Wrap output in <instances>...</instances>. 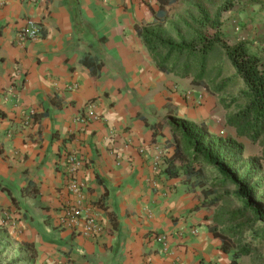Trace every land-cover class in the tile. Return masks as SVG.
<instances>
[{"label":"crops","instance_id":"crops-1","mask_svg":"<svg viewBox=\"0 0 264 264\" xmlns=\"http://www.w3.org/2000/svg\"><path fill=\"white\" fill-rule=\"evenodd\" d=\"M157 2L0 0V225L33 244L37 264L230 262L203 187L165 172L171 127L154 133L167 114L200 121L209 108L197 119L192 93L178 92L188 84L158 68L139 33L156 25ZM28 18L41 36L22 41ZM90 108L98 117L82 121ZM69 152L82 161L84 203L105 225L93 238L60 224L76 199ZM32 207L58 233L42 237L31 215L25 223Z\"/></svg>","mask_w":264,"mask_h":264},{"label":"trees","instance_id":"trees-1","mask_svg":"<svg viewBox=\"0 0 264 264\" xmlns=\"http://www.w3.org/2000/svg\"><path fill=\"white\" fill-rule=\"evenodd\" d=\"M170 1L172 0H160V16L164 13L166 3ZM221 11L222 9L217 12L212 22L213 33L199 32L195 40L182 39L174 42L163 38L153 26L139 28V33L161 71L176 73L184 78L195 72L192 81L195 84L202 83L197 79L202 80L207 74L209 54L218 45L221 46L235 69V76L222 79L215 86L214 93L228 87V83L234 82V78L243 82L244 89L240 96L233 99L243 98L245 105L230 115L227 123L236 129L238 136H248L255 141L264 134V68L259 56L251 53L244 42L229 44L223 39ZM164 124L171 127L174 145V153L165 169L169 177H181L187 184L203 187L202 206H215L226 194L235 196L241 203V208L231 213L225 222L241 219L259 222L264 218V179L260 178L262 170L245 159L246 147L243 141L232 135L216 133L205 120L195 121L170 114L165 116L162 123L153 126L154 133ZM230 187L234 188L232 192L224 190ZM221 189L225 192L220 193ZM245 224L234 226L226 233H232L233 237L253 227V224H249L246 228ZM214 233L222 240L221 249L231 254L225 233L223 235L216 230ZM25 244L36 257L33 244ZM263 249L264 230L262 233L256 232L248 241L241 242L235 256L232 254L230 264H237L238 256L250 255Z\"/></svg>","mask_w":264,"mask_h":264},{"label":"rangeland","instance_id":"rangeland-1","mask_svg":"<svg viewBox=\"0 0 264 264\" xmlns=\"http://www.w3.org/2000/svg\"><path fill=\"white\" fill-rule=\"evenodd\" d=\"M156 7L159 9V2L156 3ZM220 9H222L220 21L223 39L229 44L244 42L251 53L259 56L262 68H264V0H172L166 3L163 8L164 13L157 18L156 25L152 28L157 29L163 38L174 42H179L182 39L195 40L199 32L213 33L211 25ZM171 74L175 75L179 81L188 84L187 88L185 86L178 87V92L186 89L187 92L192 93L191 108L197 113V119L200 106L203 108L209 106L207 113L202 115L203 120L209 124L213 131L232 135L243 141L246 147L245 159L250 164L261 168L260 178L264 179V134L254 141L248 136H238L236 129L227 123L229 116L245 105V99H233L240 96L244 89L243 82L234 78V82L228 83V87L214 93L215 86L222 79L235 76V69L221 46L218 45L209 54L207 74L202 80L197 79L202 83L195 84L192 82L195 72L187 78L180 77L176 73ZM197 97L200 99L198 104L196 103ZM224 190L232 192L234 188L230 187ZM224 190L221 189L219 192L224 193ZM203 207L207 210L208 216L211 217L212 223L209 226L211 232L214 233L216 230L220 234L224 235L225 233L224 236L229 241L231 249L229 264L232 261V254L235 256L241 242L248 241L256 232L262 233L264 230V218L259 222L255 220L246 221L245 219L225 222L230 218L231 213L241 208V203L233 195L226 194L219 199L215 206ZM22 208L27 212L25 205H22ZM27 214V219L23 221L29 223L31 222L29 215L34 217L33 226L42 233V237L48 234L52 235V231L58 233L46 226L41 210L38 211L32 207L30 213ZM239 224H245L246 228L250 226L249 224H253V227L233 237L231 236L232 233H226L234 226L238 227ZM36 262L37 255L36 257L32 255V249L18 239L10 229L0 225V264H37ZM237 264H264V249L250 255L238 256Z\"/></svg>","mask_w":264,"mask_h":264},{"label":"built area","instance_id":"built-area-1","mask_svg":"<svg viewBox=\"0 0 264 264\" xmlns=\"http://www.w3.org/2000/svg\"><path fill=\"white\" fill-rule=\"evenodd\" d=\"M108 2V0H103ZM19 37L22 41L35 40L41 36V28L37 21L28 18L25 26L20 30ZM95 111L90 108L85 115L82 116V121H88L89 118H97ZM66 162L69 175V190L76 195L73 202L63 206V214L60 216V224L66 225L73 232L86 237H96L105 231L103 219L98 214H94L91 207L85 204L84 187L86 183L80 181L77 177L81 167V159L76 152H69L66 156ZM159 240L164 243V249L167 250V236L165 234L159 237Z\"/></svg>","mask_w":264,"mask_h":264},{"label":"bare ground","instance_id":"bare-ground-1","mask_svg":"<svg viewBox=\"0 0 264 264\" xmlns=\"http://www.w3.org/2000/svg\"><path fill=\"white\" fill-rule=\"evenodd\" d=\"M201 110H204L203 108H201Z\"/></svg>","mask_w":264,"mask_h":264}]
</instances>
